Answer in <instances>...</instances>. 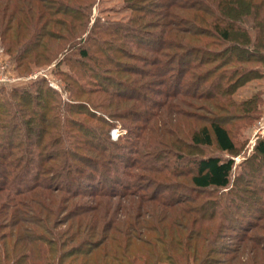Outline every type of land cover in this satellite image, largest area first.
Listing matches in <instances>:
<instances>
[{
    "label": "trees",
    "instance_id": "obj_1",
    "mask_svg": "<svg viewBox=\"0 0 264 264\" xmlns=\"http://www.w3.org/2000/svg\"><path fill=\"white\" fill-rule=\"evenodd\" d=\"M0 1V40L15 55L18 66L48 63L54 56L52 43L55 36L47 29L49 25H59L71 38L77 34L75 37L80 42L71 50L75 49L80 60L67 62L76 77L66 74V80L73 99L86 105H58L54 91L45 80L14 88L7 94L5 86L0 85V264H66L65 257L72 259L68 264H247L241 260L242 255H235L239 249L233 250V256L226 258L227 251L220 252L211 246L218 244L216 239L222 236L216 231V226L212 228L208 224L214 218L218 219V229L223 230L228 226L223 227L222 221H228L240 211L245 215L248 212L246 208L253 205L252 198L235 190L244 182L241 174L234 186L233 158L204 155L191 160L192 169L186 173L191 175L189 190L198 194L194 197L185 194L181 197L173 192L163 195L160 188L151 195L138 191L127 193L131 183L124 176L131 173H125L126 170L118 166L113 173L122 177L115 182L125 181V188L117 195L113 185L103 183L113 182L107 177L113 171V162L108 156L113 153V142L108 136L109 129H105L108 122L96 117L87 105L93 109L94 105L110 109L113 106L111 100L108 99L110 105L105 102L112 95L120 103H134L132 100H135L137 103L127 109L137 123L132 143L141 145L142 150L147 149L143 154H151L154 159L158 154L153 144L144 139L145 133L162 132L160 113L152 111L160 102L149 104L147 94L136 95L139 90L156 86L157 90L152 92L158 97L164 95L168 98L184 92L186 97L216 101L214 108L223 112L257 111L260 101L257 95L244 99H235V96L243 86L259 78L260 69L251 64L264 65V0H125L133 12L132 22L146 24L151 21L159 29L152 35L155 46H145L149 52L156 53L155 60L149 63L153 67L142 71L123 67L126 51L117 47L116 42L109 41L110 38L123 39L124 35L119 30L122 24H100L88 31L89 15L67 5L73 0L67 3V0H41V4L38 2L34 6H31L34 0ZM149 4L157 6L158 10L150 8ZM56 17L64 20L58 21ZM129 30L133 31L131 37H141L140 32L136 33L139 29L133 27ZM184 35L206 37L212 39L213 44L223 42L224 48L222 52H214V56L206 58L201 56L209 54L204 46L191 48L184 41H179ZM175 62L177 65L173 66ZM195 69L202 70L196 73L193 72ZM172 71L176 76L169 74ZM123 73L137 78H126ZM187 74H191L190 77ZM112 75L116 76V81ZM152 77L156 79L152 80ZM104 96L106 98L102 102ZM219 98L224 102L222 106H219ZM93 101L98 102L93 105ZM139 106L147 107L144 116L142 112L139 116L136 109ZM169 106L174 111V107ZM69 112L85 114L89 120L77 123V118L68 117ZM185 117L195 120L188 126L178 122L176 128H170L173 133H168L186 134L187 143L191 146L215 144L221 152L238 153V144L227 127L229 120L219 116L211 119L193 115ZM155 121H159V127ZM34 148L42 152L34 156ZM94 151L98 154L96 158L86 153ZM254 151L255 157L264 161V138L256 142ZM140 155L144 157L142 153ZM121 158L122 163L131 161L128 156ZM35 159L36 171H31L29 166L22 169L24 163L30 165ZM147 159L139 167L159 172L153 160ZM138 161L130 162V165H140ZM254 167L263 177L264 170L259 172L258 166ZM247 171L243 173L246 175ZM83 180L91 189L84 196L93 199L91 205L77 200ZM211 189H234V194L228 199L238 198L241 203L235 199L236 202L233 200L231 204L234 211L226 208L217 213L219 202H209L206 196L201 198ZM101 191L104 197L99 196L98 199ZM119 195H133L138 201L123 203L120 211L116 212L111 206V197ZM253 195L258 197L259 194ZM61 210L67 212V221L71 220L78 227H87V236L82 242L90 241L86 250L83 248L85 243L75 249L79 256L75 251L71 252L73 249L61 252L64 245L61 233L53 232L49 225L43 226V223H48V218H56ZM100 221L102 227L98 229ZM237 221L235 219V225L230 224V228L238 229ZM41 230L50 233L55 242H47L39 234ZM79 232L68 230L65 233L78 236ZM237 238L242 242L246 236L239 234ZM53 255L57 257L52 260Z\"/></svg>",
    "mask_w": 264,
    "mask_h": 264
},
{
    "label": "rangeland",
    "instance_id": "obj_2",
    "mask_svg": "<svg viewBox=\"0 0 264 264\" xmlns=\"http://www.w3.org/2000/svg\"><path fill=\"white\" fill-rule=\"evenodd\" d=\"M7 1V0H5ZM1 2V1H0ZM14 2V1H13ZM38 2L41 4V0H34L33 5H37ZM68 0L66 1V3ZM72 2V3H70ZM51 3V2H50ZM65 3V4H66ZM19 4V3H18ZM27 6H29L28 2L26 1ZM52 4V3H51ZM20 5H23L20 3ZM68 6L71 8L81 10L82 12L85 11L89 15L88 17V27L90 31L93 28L97 27L100 24H110V23H116V24H122V28H120V32L124 35L123 39L115 40L114 38H110L109 41L116 42L117 47L124 49L127 55L124 54L123 56V67H127V69H135V70H151L149 63L151 61L155 60V54L154 52H149L145 46H149L153 48L155 46V41L152 38V35L159 32V29L154 27L151 23H144V22H135L131 21L133 18V12H131V9L127 6L125 0H73L69 1L67 3ZM24 6V5H23ZM150 8H154L158 10L157 6H151L149 4ZM153 9V11H155ZM174 10V9H173ZM177 12H180L177 10ZM176 12V13H177ZM56 20L61 21L64 20L61 17H56ZM152 20V19H150ZM117 27V26H114ZM136 28L139 29L136 33L140 34V38H134L130 35L133 34V31L129 30V28ZM49 29L53 36H55L54 41L52 43L53 47V55L50 58V61L48 63L42 62L40 65H20L18 66L17 61L15 60V55L11 52H9L5 44L1 42L0 40V85L5 86V94L8 93V91H11L14 88H24L27 85L31 84L34 81L38 80H45L47 84L52 88L55 93V98L58 99V102L60 104L64 103H70L72 105H77L79 103L80 106H86L82 102H77L73 99L71 96L70 88H69V81H67V75L75 76V71L71 70V68L68 66L67 62L69 60L76 62L77 60H80V56L76 54L74 47L77 46L78 42L80 40L76 38L73 35V37L66 36L64 30L59 25H49L47 27ZM134 30V29H133ZM88 31L84 34L85 36L88 34ZM135 33V32H134ZM128 34V35H126ZM185 36V37H184ZM180 42H183L187 45V47H198V46H204L205 49L209 50V54L204 53L201 56H206V58H211L214 56V52H222L224 48V43L222 42H216L217 44H213L212 39H207L206 37H192L189 35H184ZM157 38V37H156ZM178 43V42H175ZM149 49V48H148ZM150 50V49H149ZM177 50V49H175ZM213 53V54H212ZM206 54V55H205ZM68 59V60H67ZM220 60V59H219ZM213 64V63H212ZM211 65H207L205 68H208ZM176 66V62L173 63V66ZM252 66H256L260 69V74L258 75L259 78L253 80L251 83H248L247 85L243 86L235 96V99H244L251 95H257L259 97L258 101V109L255 112L252 113H236V112H223L219 109L214 108L216 101H210L209 99H195L192 97H186L183 96L185 94L182 92L181 94H178L175 97L168 98L167 96H157L156 93L152 92L153 90H157V87L154 86L153 88L146 90L142 89V91H138L136 95L142 96V94H147L149 96V104L152 102H160L159 105H156L155 109H152V111H155L157 113H160V123L162 127L160 129L162 132H155V133H145V141L148 144H153V147L155 148L158 158L154 159L152 158L151 154L144 155L143 152L146 150L141 149V145L132 143L134 140L133 132H136L134 129L135 121L132 120L131 113L128 112L127 109H130L133 104L137 103L135 100H132V102H126L123 101L120 103V101L112 95L111 97H107L106 104L109 103L108 99L111 100V104L113 106L110 107V109L104 107V106H95L94 103L98 101H93L94 109L91 107V105H87L89 110L96 115V117H102L106 119L108 122L107 127L105 129H109L108 136L110 137V140L113 142L112 148V154H108V156L111 158L113 164L111 166V169H113L111 175H107L109 179H111L113 182H104L108 185H113L116 188V194L119 190H123L125 187V181H116L119 180L118 177L114 175V170L116 167L121 166V168L125 169V173H131L126 174L127 176H124L131 185L128 184L129 191L127 193L131 192H140L141 194L145 195H151L152 192L160 188L161 194L165 195L167 193H176L180 194L182 197L184 194L188 197H194L198 196L197 193H193L189 190V187H191L190 182V174L186 173L189 170L192 169V165H190V161L196 158H199L204 155H219L224 158L231 157L235 161L234 165V172L232 176V181L234 182V186H236V180L241 175L243 178L242 185H237L236 191L239 190L240 193H242L246 197H250L254 200L253 205L248 206L246 210L248 212L243 215L242 213L238 212L236 215L233 214L228 221H222L223 227L225 225L228 226L227 228H223V230L218 229V223L219 220L215 219L208 223L210 227L216 226V231L220 232L221 236L220 238L217 237L216 242L218 241V244L212 245V247L215 246V248L218 251H227L225 252V257L230 258L233 256L232 252L236 248L239 249L238 252L235 253V255H242L243 261H246L247 264H264V175L263 177L258 175V170H255L254 165L258 166L259 172L264 170V161L261 159L255 157V151L254 147L256 142L264 138V65L259 64H251ZM146 68V69H145ZM148 68V69H147ZM135 70H132L133 72H137ZM202 69H195L193 72L196 71L200 72ZM160 72H163L159 69ZM172 76H176V73L174 71L170 72ZM191 75V74H190ZM189 74H187V77H190ZM111 76V75H110ZM123 76H130L131 78H137L133 75H125L123 73ZM186 77V78H187ZM78 78V77H77ZM112 78H116V76L112 75ZM127 78V77H126ZM139 78V77H138ZM152 80H155L156 77H152ZM116 81V79H115ZM109 82V81H108ZM118 82V81H117ZM83 84H85V81H82ZM135 85H133L134 87ZM137 87L140 85L137 84ZM136 88V87H135ZM172 88V87H170ZM115 90V89H114ZM192 93V91H190ZM129 94V93H127ZM207 94V93H206ZM191 95V94H190ZM97 96V95H94ZM97 100H100V97H95ZM104 96L102 98V102H104ZM164 102H167L164 104ZM219 106H222L224 104L223 101H221V98H219ZM222 102V103H220ZM132 104V105H131ZM161 104H164V106L160 107ZM169 104L174 107V111H171ZM214 104V105H213ZM110 105V103H109ZM151 105H147L149 107ZM60 107V106H58ZM120 107V109H118ZM147 107L139 106L136 107L137 110H139V116L142 112V115L144 116V112L147 110ZM154 107V106H153ZM208 108V110H207ZM86 110V109H82ZM149 111L151 110L148 109ZM59 112V108L57 109ZM175 112V113H174ZM83 114V113H82ZM187 115H193V117L198 118H206L211 119L215 116H219L221 118H224L226 120H229V125L227 126L231 133L236 140V143L238 144V149L236 154L230 155L228 153L221 152L217 146L214 144L209 147H197V146H191L187 143V135L186 134H172V130L170 128H176V125H178V122L186 123L185 125H190L192 123V120L195 119H187L185 116ZM68 117L77 118L78 122H83L84 120H89L85 114L78 115L74 112H69ZM159 119V118H158ZM95 121V120H94ZM96 122V121H95ZM95 122H92L93 124H96ZM203 122V121H201ZM159 121H155L156 126H160ZM130 126L133 127V129H130ZM184 126V125H182ZM172 132V133H168ZM174 131V129H173ZM176 136H182V138L178 139ZM177 139V140H176ZM17 142V140L15 141ZM101 142V141H99ZM115 144V145H114ZM111 144H109L110 146ZM59 147V145H57ZM138 148V149H136ZM149 149V148H148ZM35 155L40 154L42 151L39 148H34ZM136 151V152H135ZM92 156V158L98 157V154L94 151L92 153L86 152ZM142 153L143 156L140 154ZM151 153H154L152 151ZM122 156H128L131 158V163L135 160H139L138 163L140 165L137 166H131L129 163H122L120 158ZM120 157V158H119ZM145 158H148L147 160H153V163L156 167L159 168L158 171H151L145 168H140L139 166H142V162ZM122 159V158H121ZM250 159V160H249ZM249 160V161H248ZM37 160L35 159L30 165H27L26 163L23 164L22 169H25L27 166H29V169L31 171L37 170ZM250 169L251 171L248 172L247 170ZM244 171H247L246 175L243 173ZM119 174V173H118ZM52 174L50 173V176ZM54 177V176H53ZM122 177V176H121ZM99 178V177H98ZM99 181V179H97ZM155 181V182H154ZM87 181L81 182L82 187L80 190L83 192H80V195H77V200H82V202H87L85 204H93V199H86V194L88 195L90 190ZM123 185H122V184ZM249 184V186L247 185ZM246 185V186H245ZM76 185L74 184V187ZM85 190V191H84ZM126 191V189H125ZM235 191V192H236ZM238 191V192H239ZM252 191V192H251ZM254 192V193H253ZM199 193V192H198ZM232 193L234 194V189L232 190H216L211 189L206 191L204 194L201 195V198L206 196L205 199L209 200V202L216 201V203L219 202L220 209L217 213H220L228 208L231 211H234V208L231 207L233 200L236 202L238 200V203H241V200L238 198H234L232 201L228 199V197L232 196ZM259 194L258 197H255L253 194ZM62 194V193H60ZM73 194V193H71ZM75 194V193H74ZM182 194V195H181ZM101 196V198L104 197L102 194V191L98 194V197ZM114 196V195H113ZM111 197V206L115 211H120V206L124 203V205L130 204L129 200H135L138 201L137 197L131 196H123L119 195L117 197ZM229 197V198H230ZM236 197V196H235ZM82 198V199H80ZM108 198V197H106ZM100 199V197L98 198ZM236 199V200H235ZM240 201V202H239ZM252 207V208H251ZM67 212L66 211H60L57 215V217L48 218V223H43V226L49 225V228L52 229L53 232L61 233L63 237V248L61 252H66L67 250L73 249L71 252H76L75 249H78L82 247V245L85 243L86 245L83 247L85 250L88 248L87 242L90 241V239H87L86 242H82V239L85 238L87 227L84 226L82 228L81 226L75 225L74 222L67 221ZM118 215V214H117ZM78 219V218H77ZM235 219L239 220L237 221L238 229L230 228L231 225H235ZM79 221V220H78ZM50 222V223H49ZM102 221L98 222V229L102 227ZM241 223H243V226H241ZM207 224V225H208ZM229 224V225H228ZM240 225V226H239ZM33 226V225H32ZM237 227V226H236ZM241 227V230L239 228ZM211 228V230H212ZM68 230H78L80 231L78 233V236H72L70 234L65 233ZM4 231V230H3ZM47 232V231H46ZM45 231L41 230L39 234L45 237L47 242L54 243L55 240L53 239V236L50 233H46ZM243 234L246 236L244 241L241 242V240H238V235ZM99 238V237H98ZM209 246V248L211 247ZM239 246V247H238ZM239 255V256H240ZM57 257V255L52 256V260ZM76 256H79V253L76 254ZM219 256V255H214ZM223 256V255H222ZM223 256V257H224ZM220 257V256H219ZM66 261L70 262L72 259H67ZM64 258V259H65ZM56 264V263H55Z\"/></svg>",
    "mask_w": 264,
    "mask_h": 264
}]
</instances>
